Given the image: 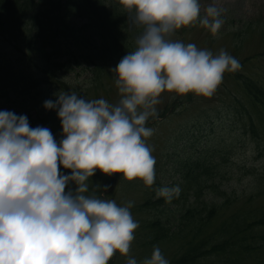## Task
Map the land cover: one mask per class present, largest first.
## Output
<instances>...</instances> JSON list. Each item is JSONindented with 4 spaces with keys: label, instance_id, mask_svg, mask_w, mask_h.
Returning <instances> with one entry per match:
<instances>
[{
    "label": "clouds",
    "instance_id": "9594fccd",
    "mask_svg": "<svg viewBox=\"0 0 264 264\" xmlns=\"http://www.w3.org/2000/svg\"><path fill=\"white\" fill-rule=\"evenodd\" d=\"M120 3L135 13L129 20L142 34L112 70L117 104L64 92L44 101L61 121L59 143L48 128L30 127L27 116L0 111V264H109L116 253L128 257L126 264H169L159 247L140 262L129 256L139 227L131 202L118 206L88 195L89 181L99 170L152 186L156 160L146 140L154 130L146 122L158 115L159 97H211L224 74L240 64L224 50L213 55L172 39L197 24L216 36L226 9L215 0L203 11L201 0ZM70 184L75 191L66 192ZM180 191L179 185L163 186L156 197L171 202Z\"/></svg>",
    "mask_w": 264,
    "mask_h": 264
},
{
    "label": "trees",
    "instance_id": "16d2710c",
    "mask_svg": "<svg viewBox=\"0 0 264 264\" xmlns=\"http://www.w3.org/2000/svg\"><path fill=\"white\" fill-rule=\"evenodd\" d=\"M134 14L120 0H0V103L27 116L30 127L48 128L59 143L61 121L55 110L44 108V101H55L61 92L75 93L70 85L74 83L66 78L74 70L95 85L100 75L134 51L142 34L130 23ZM257 57L240 62L241 70L224 74L226 107L205 111L182 130L183 141L189 128L202 125L191 130L198 145L192 141L182 145L180 157L174 151V185H179L180 195L166 202L153 194L136 207L135 214L141 217L154 214L138 222L145 258L157 245L167 248L174 243L178 250L169 264H264V178L252 176L242 195L226 189L225 183L236 168L242 173L248 168L236 152L238 144L247 140L252 155L264 153V70L253 67L264 53ZM246 64L249 72L243 71ZM191 98L172 112L190 108L193 94ZM168 111L158 118H165ZM231 122L241 130L222 141L215 133L229 129ZM93 178L99 181L96 174ZM103 186L97 183L98 188ZM108 186L106 193L113 192L115 185ZM113 264L123 263L114 259Z\"/></svg>",
    "mask_w": 264,
    "mask_h": 264
},
{
    "label": "rangeland",
    "instance_id": "374dc122",
    "mask_svg": "<svg viewBox=\"0 0 264 264\" xmlns=\"http://www.w3.org/2000/svg\"><path fill=\"white\" fill-rule=\"evenodd\" d=\"M215 2L218 7L226 9L224 14L225 24L216 36L211 35L208 30L197 24L189 28L179 30L172 36V39L181 41L185 44L193 43L199 49L211 51L213 55H217L221 50H224L236 58L239 63L246 59L255 58L264 53V0H215ZM211 3H213V0H201L202 11ZM237 31H245L244 37L241 36V34L238 36L236 34ZM254 61H256V63L253 67L260 68V70L263 71L264 58ZM239 69L241 70V67ZM243 69L242 70L244 72H249L250 67L246 64ZM66 78L71 81V83H74L70 84L72 85L71 88L73 92L87 100L103 98L108 103L115 105L121 98L115 82L116 74L112 72V70L107 74L100 75V79L97 83H95V85H93L94 82L90 85L86 80L87 76H80L76 70L67 74ZM223 81L224 79L222 82ZM222 82L211 97L194 95V103L185 111L178 110L176 113L172 112L173 108L178 107L180 103H182L180 106H183L184 100H192V94L187 96H178L175 93L164 92L161 97H159L160 103L155 106L158 115L156 117L149 118L148 120L149 122L156 119L154 123L151 122L153 123L152 125L148 126L154 130V134L146 140L147 145L152 149L151 154L156 160L155 182L152 186H145L141 181L124 180L120 174L108 176L97 170L96 175L99 181L97 182L94 178L90 179L88 195H93L101 199L114 200L118 206H126L129 202H131L132 207L130 208V212L136 222H139L140 218L152 217L154 214L151 213H146L144 217H141L138 214L136 215V207L142 204V200L144 201L153 194L155 195L158 188L163 186H175L174 184L177 177L173 176L176 168L173 166L176 157V155H174V151L180 157L178 149H182V145L187 146L191 143V141L195 146L198 145L199 141L192 134V131L194 128H200L202 125L198 124L192 126V129L189 128V130L186 131L188 136L186 138L184 137L185 139L183 138V141L180 139V134L188 122L195 117H200V115L205 111L210 110L215 112L218 108L226 107L222 102V98L225 96V87L222 85ZM227 84H229L228 81ZM0 107L2 108V111H10V105L6 104L4 101H1ZM167 110L169 111L165 118H158ZM31 114L34 118L35 114ZM229 125V129L222 128L221 130H217L215 133L222 141H229L230 139H233L235 136H238L237 134L241 130V126L239 124L236 125L235 122H231ZM227 132H231V136ZM59 136L61 140L63 138V130H61ZM226 136H229L230 139ZM199 137L202 138L203 136L201 135ZM248 145L249 143L247 140L238 144L236 152L239 156L243 157V161L246 162V166L249 169L243 167L242 169L244 172L242 173L236 168L234 174H231L228 177V181L225 182L229 184V186H226V189L232 190L233 188L238 194L247 190L250 184V179L253 177L261 175V177L264 178V153L260 155H252ZM239 160L242 161L238 157L235 158V161ZM59 171L64 174L70 173V170L64 169L62 166L59 167ZM109 177H111L115 183H112V180L108 182L107 179ZM96 182L103 183L104 186L114 184L115 186L113 192L110 193L111 190L109 193H104V191L102 192V188H98ZM75 187V184H70L65 191L67 192L69 188L75 191ZM101 193H103V195ZM261 204L262 202L259 201L257 205L260 206ZM139 232L140 226L134 233L135 238L131 244L129 252V256L136 258L138 262L145 259L143 255L145 250H147L141 248V244L144 240L143 234ZM170 244L171 246H168L167 248L165 245L156 246L160 248L162 253L165 252V255L163 256L168 261L174 257V252L178 250L175 247L177 244ZM150 257L151 255H148L147 258ZM127 258L128 257L116 253L111 258V263L109 262V264H113L114 259L118 263L121 262L126 264Z\"/></svg>",
    "mask_w": 264,
    "mask_h": 264
}]
</instances>
